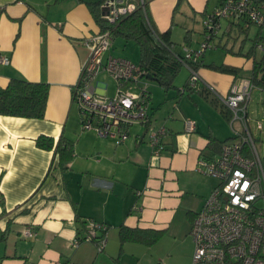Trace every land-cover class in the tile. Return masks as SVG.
Listing matches in <instances>:
<instances>
[{
	"label": "crops",
	"instance_id": "1",
	"mask_svg": "<svg viewBox=\"0 0 264 264\" xmlns=\"http://www.w3.org/2000/svg\"><path fill=\"white\" fill-rule=\"evenodd\" d=\"M94 1L98 0H0V55L9 60L0 64V86L12 77L49 85L43 118L0 116V264H116L115 258L119 264H145L140 247L150 250L167 238L182 240L186 246L175 264H189L194 251L192 218L218 184L215 177L197 169L198 161L216 154L208 147L210 139L218 143L232 139L241 125L237 121L230 125L197 92L184 89L182 93L187 76L180 87L161 88L164 92L157 99L159 86L154 82V95L148 91L146 121L131 126L123 143L82 130L72 86L89 53L83 38L100 31L88 4ZM208 2L144 0V6L154 27L160 32L169 30L171 40L181 49L175 46V51L183 55L192 48L193 29L187 27L185 32L188 44L184 39L177 41V32L173 39L174 23L197 14L204 19L221 0L210 11ZM181 7L187 14L181 13ZM225 21L212 47L222 49L220 59L210 54L206 61L204 52L197 69L219 95H226L237 79L246 78L242 72L250 78L253 65L249 48L242 52L243 40L237 50L234 45L226 49L223 32L239 25ZM241 26L243 31L251 28ZM256 48L264 49V45L258 43ZM220 65L235 71H222L217 68ZM262 74L264 68L259 73L264 83ZM99 75L92 82L95 89L113 95L114 80L105 72ZM254 87L264 89L261 84ZM248 117L249 102L247 121ZM186 119L194 123L192 132L184 129ZM160 128L165 129L162 148L154 155L148 137ZM39 135L50 136L54 142L60 137L70 140L72 159L61 163L54 148L38 147ZM86 220L107 227L101 250L94 241L73 245L76 237L84 235ZM121 225L162 230L163 235L152 245L130 241L121 246ZM25 229L35 235L26 237ZM131 245H138L133 260L127 253Z\"/></svg>",
	"mask_w": 264,
	"mask_h": 264
},
{
	"label": "built area",
	"instance_id": "2",
	"mask_svg": "<svg viewBox=\"0 0 264 264\" xmlns=\"http://www.w3.org/2000/svg\"><path fill=\"white\" fill-rule=\"evenodd\" d=\"M139 6L144 9V0H102L101 17L111 25ZM223 20L239 22L244 28L252 24L260 26L264 24V0H221L203 19L205 40L196 49H186L179 58L189 71L187 89L198 91L207 87L215 92L231 112L230 125L234 121L241 125L234 138L222 143L218 154L198 161L197 169L215 177L218 184L192 220L194 251L189 264H264V162L247 121L252 82L249 78H239L226 95H219L194 67L205 50L214 46ZM111 43L109 29L83 38L82 44L89 53L72 86V101L78 109L82 130H92L119 144L128 138L131 126L146 121L149 93L146 84L139 87L144 71L136 63L106 55ZM8 61L0 55V64ZM101 72L115 82L111 96L97 91L92 84ZM256 127L261 129V123L257 122ZM184 129L192 132L193 121L186 119ZM164 131L160 128L149 133L148 143L154 155L162 148L160 138ZM105 230L104 224L86 220L84 235L76 237L73 245L94 241L101 250L105 245L102 235ZM23 233L26 237L35 235L32 229Z\"/></svg>",
	"mask_w": 264,
	"mask_h": 264
},
{
	"label": "trees",
	"instance_id": "3",
	"mask_svg": "<svg viewBox=\"0 0 264 264\" xmlns=\"http://www.w3.org/2000/svg\"><path fill=\"white\" fill-rule=\"evenodd\" d=\"M101 1L102 0L88 2L93 17L96 23L100 26L99 32L109 29L112 33V38L122 37L125 40H133L137 45L139 52L137 65L144 71V79L155 82L164 91L173 87L174 79L183 66L182 62L179 60V58L183 57V55L175 51L176 44L171 40L170 31H158L150 20L145 7L143 9L140 6L137 7L134 12L122 16L116 23L109 25L101 17ZM236 24L239 25V29L243 31L241 24L239 22ZM244 31L246 32V30ZM224 33L225 32H223V34ZM186 35L187 34H185L183 39L184 42L188 44V37ZM261 42H264V37L257 35L254 38L253 45L248 50V54L252 57L253 64L252 75L249 78L253 86L255 84L264 85V83L259 80V73L262 71V68H264V57H261L260 59L257 58L254 50L257 44ZM199 60L200 58L194 63V67L196 69H198ZM217 68L222 71H235L233 67L226 65H220L217 66ZM48 88V83L44 81H29L21 77L10 78L6 86H0V116H17L35 119L43 118L48 98ZM184 89H187V81L182 88V93L185 91ZM192 92H197L210 105L217 108L224 118L230 121V110L223 105V103L221 104L219 102L220 99L215 92L209 90L207 87H201L198 91ZM149 98L150 96H148V99ZM256 129L261 130L257 127ZM228 140L230 139H226L223 142ZM223 142L218 143L215 140L210 139L208 147L218 154ZM36 145L47 150L54 148V150L58 152L61 163L70 161L74 155L73 143L66 138L60 137L56 142H54V139L50 136L39 135L36 138ZM105 233L106 230L102 233V235L104 236ZM162 235V230L144 231L142 229H132L122 225L119 227V240L121 246L125 242L130 241L143 242L148 245H152L156 243ZM114 261L116 264H119L118 258H115Z\"/></svg>",
	"mask_w": 264,
	"mask_h": 264
},
{
	"label": "rangeland",
	"instance_id": "4",
	"mask_svg": "<svg viewBox=\"0 0 264 264\" xmlns=\"http://www.w3.org/2000/svg\"><path fill=\"white\" fill-rule=\"evenodd\" d=\"M217 0H209L208 2V11L212 9V6L215 4ZM181 13L182 14H187L184 9L181 7ZM184 11V12H183ZM202 20L203 16H198L193 19L190 16L187 18H180V21H176L177 23H174V34H173V39L174 36L176 35L175 33L177 32V41H181L183 39V36L185 35V32L187 31V27L193 29L192 30V48L190 49H196L199 45L196 44L197 41H199V44L205 40V34L202 32ZM222 24V29L220 32H222L226 26V21L223 20L221 22ZM251 28L245 31H241L238 26L234 25L231 32H225L223 37V40H228L227 43H225L226 49L230 47V45H234L233 49L234 51L238 49L239 43L241 44V40L244 41V47L242 48V52H246L248 48H250L253 45L254 38L259 35L264 37V25L262 26H256V25H250ZM193 27V28H192ZM259 33V34H258ZM215 40V39H214ZM242 41V42H243ZM225 41H223L224 43ZM198 43V42H197ZM264 44V42H261ZM181 51L179 47L176 46V50ZM254 48V47H253ZM109 53L114 56H119V57H124L132 61L133 63L138 62V47L135 44L133 40H125L122 37H114L112 38V43L109 48ZM255 50V55L257 58L264 57V49H259V48H254ZM223 51L221 48L219 49H212V48H207L205 50V60L210 61V54L215 55V58L220 59L218 57L219 54H222ZM241 55V54H240ZM243 57V55H241ZM241 75L244 77L248 78V75L250 74L242 72ZM188 76V69L185 66H182L180 72L177 74L176 78L174 79L173 84L176 86H181L186 77ZM100 80L105 77L103 75L98 76ZM108 80V79H107ZM111 82L110 80H108ZM146 84L147 86V91H151L152 94L154 95L153 90L155 91L156 89H153V84H155L151 80H146L143 79L141 80L139 87H144ZM157 90V96L156 99L159 97V94H163L164 92L160 87H156ZM171 89H174L171 88ZM159 93V94H158ZM257 122L261 123V130H257L255 125ZM248 125L251 130V133L255 139V145L257 147V150L262 158V162H264V89L254 87L251 92H250V100H249V117H248ZM214 179V178H213ZM216 181V178L214 179V182ZM133 246L132 250H129L127 253L129 254V257L133 260L134 253L135 255L137 252V248L135 246L138 245H131ZM140 247V246H139ZM185 244L183 243L182 240L180 242L178 241H172L171 239H165L163 243H158L153 247V249L148 250L147 248L140 247L141 250L143 251V254L145 255L144 257V262L145 264H175L178 262V257L181 256L180 252L183 251V248H185Z\"/></svg>",
	"mask_w": 264,
	"mask_h": 264
},
{
	"label": "water",
	"instance_id": "5",
	"mask_svg": "<svg viewBox=\"0 0 264 264\" xmlns=\"http://www.w3.org/2000/svg\"><path fill=\"white\" fill-rule=\"evenodd\" d=\"M261 78H264V74H262Z\"/></svg>",
	"mask_w": 264,
	"mask_h": 264
}]
</instances>
